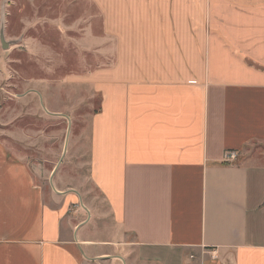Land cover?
<instances>
[{"label": "crops", "instance_id": "1", "mask_svg": "<svg viewBox=\"0 0 264 264\" xmlns=\"http://www.w3.org/2000/svg\"><path fill=\"white\" fill-rule=\"evenodd\" d=\"M92 1L89 175L0 141V264H264V0Z\"/></svg>", "mask_w": 264, "mask_h": 264}, {"label": "rangeland", "instance_id": "2", "mask_svg": "<svg viewBox=\"0 0 264 264\" xmlns=\"http://www.w3.org/2000/svg\"><path fill=\"white\" fill-rule=\"evenodd\" d=\"M98 13L92 0H0V141L47 190L89 175L81 143L101 103L89 76L110 62Z\"/></svg>", "mask_w": 264, "mask_h": 264}, {"label": "built area", "instance_id": "3", "mask_svg": "<svg viewBox=\"0 0 264 264\" xmlns=\"http://www.w3.org/2000/svg\"><path fill=\"white\" fill-rule=\"evenodd\" d=\"M238 156H239L238 152L228 151L224 154L223 161L224 163L231 164L238 159Z\"/></svg>", "mask_w": 264, "mask_h": 264}, {"label": "water", "instance_id": "4", "mask_svg": "<svg viewBox=\"0 0 264 264\" xmlns=\"http://www.w3.org/2000/svg\"><path fill=\"white\" fill-rule=\"evenodd\" d=\"M0 39L2 41V45L4 46V48H6L8 46V44L6 43L5 39H4V30H3V26L1 27L0 30Z\"/></svg>", "mask_w": 264, "mask_h": 264}]
</instances>
